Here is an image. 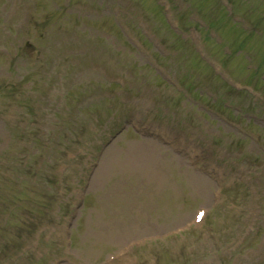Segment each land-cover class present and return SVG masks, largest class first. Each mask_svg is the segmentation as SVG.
Returning <instances> with one entry per match:
<instances>
[{"label": "rangeland", "instance_id": "obj_1", "mask_svg": "<svg viewBox=\"0 0 264 264\" xmlns=\"http://www.w3.org/2000/svg\"><path fill=\"white\" fill-rule=\"evenodd\" d=\"M161 7L0 0V83H22L24 109L0 98V264H104L110 256L114 264H264V0L175 2L178 32ZM196 23L202 30L193 42ZM220 39L235 52L220 69L223 82L200 57L224 61L229 47ZM27 42L33 47L18 56L8 49ZM166 79L193 93L183 98ZM110 81L152 98L147 123L200 145L229 172L225 203L207 224L168 236L193 223L198 208L210 210L221 187L206 173L210 164L193 166L174 147L133 132L137 107L123 100L134 94ZM224 83L257 90L234 99ZM48 198H60L54 221L15 255L30 217L24 210Z\"/></svg>", "mask_w": 264, "mask_h": 264}, {"label": "bare ground", "instance_id": "obj_2", "mask_svg": "<svg viewBox=\"0 0 264 264\" xmlns=\"http://www.w3.org/2000/svg\"><path fill=\"white\" fill-rule=\"evenodd\" d=\"M207 219H208V218H207ZM207 219H206V220H207Z\"/></svg>", "mask_w": 264, "mask_h": 264}]
</instances>
